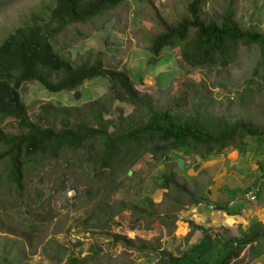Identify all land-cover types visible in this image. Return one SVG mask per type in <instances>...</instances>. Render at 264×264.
<instances>
[{"label": "rangeland", "instance_id": "obj_1", "mask_svg": "<svg viewBox=\"0 0 264 264\" xmlns=\"http://www.w3.org/2000/svg\"><path fill=\"white\" fill-rule=\"evenodd\" d=\"M154 1L171 23L188 16L191 0ZM55 2L0 0V44L34 14L47 17ZM228 4L229 0H205L202 14L220 24ZM234 11L240 27L264 33V0H235ZM162 30L145 0H127L92 22L68 26L53 43L76 63L103 53L106 67L126 69L140 94L150 98L156 110L170 111L176 122L196 123L213 132L226 123H243L264 133V63L260 47L241 44L237 57L227 67L184 69L180 48H165L158 58L151 53V39ZM22 94L35 121L43 105L83 107L99 99L102 105L108 99L113 103L106 118L119 124L122 117L136 111L132 104L114 99L112 85L105 77L85 81L76 92L52 93L33 82ZM45 119L49 124L55 122L51 116ZM73 119L90 122L83 114ZM2 126L19 131L17 122L11 119ZM245 142L249 149L255 148L256 156L251 159L255 172L234 204L214 198L213 174H221L229 165L230 154L245 147L238 144L215 155L189 149L152 153L148 147L140 151L132 167L105 172L80 151L61 159L37 157L26 165L23 193L8 186L0 190V250L6 248L11 259L19 256L18 264H65L69 257H78L85 264H171V257L186 255L191 232L189 237L184 235L190 220L204 225V233L221 244L231 238H244L252 224L264 233V135L246 137ZM178 160L189 161V168H180ZM169 174L192 193L190 199L181 197V203L205 199L200 205L177 212V221L161 219L172 217L178 207L175 192L166 196L162 188V179ZM6 175V165L1 164L0 178L5 180ZM253 189H258L256 200L246 197ZM149 201L153 207L148 206ZM216 205L237 207L240 213L218 217ZM100 206L102 210H98ZM132 206L160 215L134 216L128 209ZM111 213L115 215L112 219L107 216ZM115 234L146 248L125 249L114 241ZM230 264H264V237L243 246Z\"/></svg>", "mask_w": 264, "mask_h": 264}, {"label": "trees", "instance_id": "obj_2", "mask_svg": "<svg viewBox=\"0 0 264 264\" xmlns=\"http://www.w3.org/2000/svg\"><path fill=\"white\" fill-rule=\"evenodd\" d=\"M126 1L56 0L47 17L34 14L0 44V165L5 164L7 170L5 180L0 178V190L8 186L23 193L26 165L32 164L37 157L61 159L67 153L80 151L92 159L97 169L105 172L132 167L138 161L140 151L148 147L152 153L189 149L193 153L215 155L230 146H246V137L264 135L243 123H226L213 132L196 123L176 122L170 111L156 110L153 101L140 94L126 69L106 67L103 53L76 63L56 49L53 40L68 26L92 22ZM145 1L152 7L163 28L149 45L154 58H158L165 48H180V63L184 69L227 67L237 57L241 44H257L264 63V33L255 28L240 27L235 20V0H229L220 24L204 18L205 0H191L187 8L188 16L175 23L164 18L154 0ZM96 77L107 78L112 85L114 99L132 104L136 107L135 113L122 117L120 124L116 123L106 118L113 103L108 99L107 104L102 105L103 100L99 99L83 107L43 105L38 120L31 118L22 94L29 83L39 82L52 93L76 92L85 81ZM17 83H20L19 89L16 88ZM81 114L90 122L73 119ZM47 116H51L55 122L47 123ZM10 119L17 122L19 131H9L2 126ZM162 182L165 195L169 196L170 191L175 192L174 201L178 205L172 217L163 216V220L177 221V212L205 200L199 198L189 200L187 204L181 203L183 197H192L189 188L179 183L174 174L165 175ZM153 205V202H148V206ZM128 209L134 216L141 213L148 214L150 218L160 215L138 206ZM216 209L230 215L239 214V211H229L227 207L219 205H216ZM98 210H102L101 206ZM107 216L112 219L115 215L111 213ZM188 224L192 231L187 241L186 255L182 258L171 257V264H230L238 257L243 246L264 237L258 225L252 224L250 232L242 239L231 238L221 244L211 238L202 244L198 237L191 240L196 233H204V227L193 220ZM113 239L125 249L143 251L146 248L121 234H115ZM201 249L204 254L200 253ZM9 254L6 248L0 250V264H18L19 256L11 259ZM65 264L85 263L78 257H69Z\"/></svg>", "mask_w": 264, "mask_h": 264}, {"label": "crops", "instance_id": "obj_3", "mask_svg": "<svg viewBox=\"0 0 264 264\" xmlns=\"http://www.w3.org/2000/svg\"><path fill=\"white\" fill-rule=\"evenodd\" d=\"M254 155L256 156L255 148L249 149L248 145H246L243 148H237V150H235L234 152H232V154H230L229 158L231 160L226 159L227 162L229 161V165H226L227 167L222 171V173L219 174L218 176H216L215 173L213 174V180L215 182L213 185L214 187L213 195L217 201L223 203V202H228L229 200H231L230 203L234 204L235 198L237 199L239 196L244 194L246 189L249 187L250 179H252L254 172H255L254 166L252 165V160H251ZM179 161L180 160H178V162ZM182 161H184L185 168L187 167L189 168L190 162L186 160H182ZM230 167L231 168L233 167V168L230 170L229 169ZM194 175L197 176V173H195ZM231 197L232 199H230ZM236 208L237 207H233L232 209L231 207H228L227 209L229 211H235V212L239 211V209L238 208L236 209ZM225 215H228V217H230V216H236L239 214L230 215L228 212L223 211V210H220L218 212V217H224ZM196 224L201 227H204V225L198 224L197 222ZM191 231L192 230L189 226L186 227V235H184V237H189V234ZM196 237L201 239L200 243L202 244H206L207 241H209L211 238L213 239L212 235H209L207 233L198 232L196 233L194 238L191 240V242ZM201 252L203 253L204 250L201 249L200 253Z\"/></svg>", "mask_w": 264, "mask_h": 264}, {"label": "built area", "instance_id": "obj_4", "mask_svg": "<svg viewBox=\"0 0 264 264\" xmlns=\"http://www.w3.org/2000/svg\"><path fill=\"white\" fill-rule=\"evenodd\" d=\"M257 191H258V189H253L251 191H248L246 193V197L248 199H250V200H256V198H257Z\"/></svg>", "mask_w": 264, "mask_h": 264}, {"label": "water", "instance_id": "obj_5", "mask_svg": "<svg viewBox=\"0 0 264 264\" xmlns=\"http://www.w3.org/2000/svg\"><path fill=\"white\" fill-rule=\"evenodd\" d=\"M19 87H20V83H17L16 84V88L19 89ZM178 165H179L180 168H183L184 167V161L180 160L178 162Z\"/></svg>", "mask_w": 264, "mask_h": 264}]
</instances>
